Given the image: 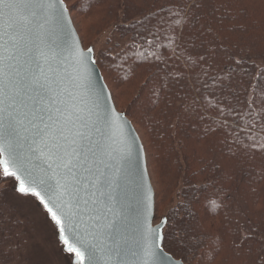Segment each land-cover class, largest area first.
<instances>
[{"label": "trees", "instance_id": "1", "mask_svg": "<svg viewBox=\"0 0 264 264\" xmlns=\"http://www.w3.org/2000/svg\"><path fill=\"white\" fill-rule=\"evenodd\" d=\"M64 2L90 36L120 23L130 38L96 59L144 144L156 211L182 194L165 251L185 264H262L264 0ZM22 217L0 195V264H20Z\"/></svg>", "mask_w": 264, "mask_h": 264}, {"label": "snow or ice", "instance_id": "2", "mask_svg": "<svg viewBox=\"0 0 264 264\" xmlns=\"http://www.w3.org/2000/svg\"><path fill=\"white\" fill-rule=\"evenodd\" d=\"M34 6L43 8L44 0H0V21L4 22L5 34L8 29L15 33L20 19L24 23L19 27L30 25V17L36 15L32 11ZM6 44L16 47L17 41L12 36ZM6 44H0L3 49L0 51V175L14 177L22 196L39 201L57 227L69 259L74 255L76 264H99L98 250L103 248L105 254L113 251L105 240L116 244L118 222L109 220L106 213L95 207L97 201L91 199L95 196L92 189L100 191L105 187L104 181H99L97 186L98 162L103 163L106 154L120 153L124 146L115 140L117 146L105 145L102 139L105 133L97 122L89 124L74 110L75 106L69 108L59 98L43 67L50 59V49L46 51L36 44L26 51L24 65L28 66L25 67L13 63L15 52L3 54L7 51ZM79 55L90 60L83 52ZM103 104L106 107V97ZM100 119L97 115V121ZM102 119L107 124V115ZM94 133H99L101 139H96ZM138 152L137 149V155ZM81 192L89 199L81 197ZM86 213L91 224L84 219ZM162 223L167 225L168 220ZM81 225L87 226L82 229ZM156 239L163 242L164 237L157 235ZM160 254L163 255L162 248Z\"/></svg>", "mask_w": 264, "mask_h": 264}, {"label": "water", "instance_id": "3", "mask_svg": "<svg viewBox=\"0 0 264 264\" xmlns=\"http://www.w3.org/2000/svg\"><path fill=\"white\" fill-rule=\"evenodd\" d=\"M44 5L43 8L33 7L32 11L36 15L30 17L32 23L27 27H19L24 22L22 19L18 20L15 33L8 29L5 34L4 22L0 21V44H6L10 37H15L17 46L6 44L7 51L3 54L8 56L15 52L17 56L13 63L17 65H24L27 59L24 53L36 44L46 51L50 49V59L43 63V67L59 98L64 100L69 108L75 106L74 110L89 124L97 122L105 133L102 138L105 145L115 147V140L124 146L120 153L106 154L102 157L103 163L98 162L100 171L97 173V186L99 187V181H104L105 187L100 191L92 189L95 196L91 199L97 201L95 207L106 213L109 220L118 222L116 244L105 240L113 251L105 254L103 248L98 250L99 264H145V261L147 264H184L165 251L164 239L163 242L159 239L154 241L157 235L164 237L166 225L162 223L164 219L155 224V189L149 173L146 150L132 121L117 109L95 59L94 49L91 47L93 51L88 53V49L84 48L64 0H44ZM81 52L89 56L90 60H84L79 55ZM104 97L107 98L106 107L103 104ZM97 115L101 117L99 121ZM105 115L108 117L107 124L102 119ZM94 136L101 139L99 133H94ZM109 136H113V139H109ZM107 151L111 152V148ZM80 195L89 199L85 192ZM108 208L112 211L108 212ZM84 219L91 224L87 213ZM86 226L81 225V228ZM58 238L63 250L69 254L60 239L59 231ZM161 248L163 255L160 254ZM149 252L156 254L149 255ZM73 264H76L74 255Z\"/></svg>", "mask_w": 264, "mask_h": 264}, {"label": "rangeland", "instance_id": "4", "mask_svg": "<svg viewBox=\"0 0 264 264\" xmlns=\"http://www.w3.org/2000/svg\"><path fill=\"white\" fill-rule=\"evenodd\" d=\"M71 17L72 19L74 18L73 13H71ZM73 21L81 37L84 48L89 49L92 47L94 49L95 59L103 52H109L114 55L130 43L129 37L121 38L116 32V27H118L120 23L113 24L101 34L94 32L90 36V33L85 30L87 25L82 24L85 27L84 29L83 26L80 27L76 25L74 19ZM83 37H86V40L88 39L87 41L91 45L84 44ZM0 172H2V169H0ZM0 176L3 178L2 175ZM153 181L154 180H152V184L154 186ZM17 184L18 183L14 177H9L7 181L1 184L0 195L7 199L8 206L15 207L22 212L23 217L21 218L22 221H20L22 222L23 227H27L25 228L27 241L20 264H73V256L69 259L70 255L63 250L58 238V229L55 224L44 212L43 207L40 206L35 197L22 196L17 191ZM154 189L156 190L155 186ZM182 202V194L178 191L175 193L170 203H168L161 211H156L157 216H155V218L157 220H155V224H159L161 220L167 219L165 214L167 213L168 216L172 209ZM213 208V205L208 207L209 210ZM254 247H256V250L260 249L262 257L259 262L264 264V237L262 243L258 241Z\"/></svg>", "mask_w": 264, "mask_h": 264}]
</instances>
